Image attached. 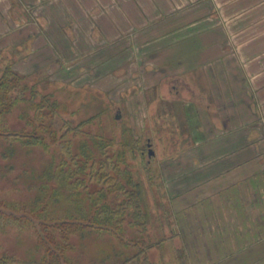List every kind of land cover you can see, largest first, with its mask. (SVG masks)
<instances>
[{"label": "rangeland", "instance_id": "374dc122", "mask_svg": "<svg viewBox=\"0 0 264 264\" xmlns=\"http://www.w3.org/2000/svg\"><path fill=\"white\" fill-rule=\"evenodd\" d=\"M1 55L0 77L11 66L10 56L16 57ZM19 75L29 91L5 116L4 126L45 136L39 128L43 122L57 135L54 141L45 136L46 146L32 147L0 139L1 203L34 207L38 198H48L56 216L74 212L64 200L70 196L67 188L52 201L58 185L43 174L59 165L62 147L78 153L83 141L99 164L95 137L109 141L111 160L121 157L116 169L109 167L112 182L129 193L130 177L143 190L146 219L133 218L129 207L120 237L104 230L69 237L66 253L74 264H113L120 257L136 264L127 259L138 245L148 260L140 264H264L262 103L256 104L258 119L254 113L249 118V113L227 112V104L211 102L212 89H226L210 88L202 73L162 78L150 72L142 82L139 72L124 70L61 73L65 82L57 81V73ZM43 96L58 108L50 116L44 109L41 120L34 105L40 106ZM87 182L90 190L101 186L90 177ZM105 186L114 202L125 197L112 184ZM18 223L0 230V257L11 259L6 264H40L44 250L35 229Z\"/></svg>", "mask_w": 264, "mask_h": 264}, {"label": "crops", "instance_id": "0c3cea01", "mask_svg": "<svg viewBox=\"0 0 264 264\" xmlns=\"http://www.w3.org/2000/svg\"><path fill=\"white\" fill-rule=\"evenodd\" d=\"M1 54L16 56L19 74L64 82L61 73H202L226 89L211 102L227 112L264 110V0H0Z\"/></svg>", "mask_w": 264, "mask_h": 264}, {"label": "trees", "instance_id": "16d2710c", "mask_svg": "<svg viewBox=\"0 0 264 264\" xmlns=\"http://www.w3.org/2000/svg\"><path fill=\"white\" fill-rule=\"evenodd\" d=\"M9 58V63L12 61ZM11 65V63H10ZM25 77L20 76L11 66L7 65L3 69L0 77V139L9 141H19L29 147L40 145L46 146V137L50 140H56L57 133L51 130L45 123H39L41 132L46 133V137L34 132H9L5 124V116L15 107V105L25 99L28 88L23 83ZM32 87V91H34ZM30 94L32 92L30 91ZM40 106L34 105V108L40 113L39 119H43L42 112L47 110L48 116L57 111L58 104L47 96H43L39 102ZM37 118V119H38ZM38 119V120H39ZM51 126V125H50ZM68 131L71 129L69 127ZM61 136L59 139H63ZM93 139V137H92ZM60 140V141H61ZM94 146L99 156L100 162L97 164V154L94 153L86 142H82L78 153H71L69 146L62 147L61 153L57 155L60 163L58 166L50 165L44 172L46 179L54 180L58 188L54 189L52 201L60 200L62 190L67 188L70 196L66 203L73 205L74 212L67 213L65 216H56L51 208L48 198H38L34 207L30 205L5 204L0 202V230L6 225L18 223L31 226L35 229L38 236L39 245L43 248V258L40 264H74L66 253L71 248L69 237L75 233L85 234L91 230L107 231L117 237L122 235V225L126 217L127 210L132 207L133 218L146 219L144 215L145 201L142 187L139 184L132 183L130 177L126 182L132 185V191H125L119 182H112L109 167H115L120 155L115 161L106 156V149L109 141L101 137H95ZM59 141V142H60ZM67 164V165H66ZM97 165V166H95ZM98 183L96 190H90L87 178ZM112 184L119 193L124 194V198L114 202L106 195L105 185ZM107 187V186H105ZM83 192V194H81ZM53 203V202H52ZM85 204V206H84ZM72 210V209H71ZM35 220V221H34ZM120 257L115 259L113 264H125L126 259ZM136 264L140 262L148 263L146 251H143L138 245L137 253L130 259ZM11 259L5 256L0 257V264H6Z\"/></svg>", "mask_w": 264, "mask_h": 264}, {"label": "water", "instance_id": "95a60500", "mask_svg": "<svg viewBox=\"0 0 264 264\" xmlns=\"http://www.w3.org/2000/svg\"><path fill=\"white\" fill-rule=\"evenodd\" d=\"M117 117H118V116H117ZM117 117H116V118H117Z\"/></svg>", "mask_w": 264, "mask_h": 264}]
</instances>
